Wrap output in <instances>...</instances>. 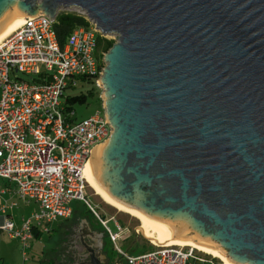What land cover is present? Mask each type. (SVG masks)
Here are the masks:
<instances>
[{"label":"water","instance_id":"water-1","mask_svg":"<svg viewBox=\"0 0 264 264\" xmlns=\"http://www.w3.org/2000/svg\"><path fill=\"white\" fill-rule=\"evenodd\" d=\"M70 6L115 40L94 181L173 238L264 264V0H0V32L14 15Z\"/></svg>","mask_w":264,"mask_h":264},{"label":"built area","instance_id":"built-area-1","mask_svg":"<svg viewBox=\"0 0 264 264\" xmlns=\"http://www.w3.org/2000/svg\"><path fill=\"white\" fill-rule=\"evenodd\" d=\"M59 12L82 16L88 23L73 29L63 46L54 29ZM99 36L113 37L103 34L84 10L70 6L60 8L54 17L43 13L24 16L23 23L0 42V178L15 185L18 197L36 205L16 225L6 212L16 203L2 204L0 233L17 239L23 253L34 228L47 233L53 222L71 216L72 200L89 208L117 254L126 250L119 241L130 235V229L112 217L116 228L112 231L86 197L87 160L91 149L108 137L110 125L102 107L78 120L65 94L84 78H93L100 89L105 61L96 50ZM18 72L28 78L16 75ZM4 190L0 186V193ZM151 245L149 250L123 256V262L212 263L190 246Z\"/></svg>","mask_w":264,"mask_h":264},{"label":"rangeland","instance_id":"rangeland-1","mask_svg":"<svg viewBox=\"0 0 264 264\" xmlns=\"http://www.w3.org/2000/svg\"><path fill=\"white\" fill-rule=\"evenodd\" d=\"M71 11L76 12L75 9H71ZM111 39H114V36ZM15 74L20 76L23 79L28 78V76L20 72L15 73ZM91 90H92V87L90 84L88 83L83 84V81L78 80L76 87L72 89H67L65 91V94L67 95H79L81 93L88 94L89 91ZM99 95H100V92H99ZM98 98L99 96L95 93L92 96L88 95L86 103L74 104L75 117L78 120H82L92 115L95 111L101 109L102 106L99 100L100 98L99 99ZM3 181L4 180L0 178V185L3 183ZM86 197L90 201V203L97 209L100 215L105 219L106 225L112 231H115L116 229L114 225V220L112 219V217H114L117 220H119L124 226L130 229V235L128 236L129 237L128 239L130 241H132V239L136 237L137 235L138 250L146 251L153 247V246L149 247V245H151L152 242L145 239V237L141 234V232H139V234L135 233V229H137V227H139L140 225L139 219L130 215L127 212L118 210L116 207L111 206L110 204L106 203L99 195L95 194L94 190L89 185L86 188ZM71 207H72L73 221H74V218L75 219L77 218V216L84 217L83 216L84 207H83L82 202L78 200H72ZM27 212H29V210ZM89 222L96 223L98 227L100 226L98 225L96 219L91 216H89ZM62 223H63V220H59V223L57 224L56 230L54 232L45 233L40 238L33 239L29 243V246L25 249L24 253L22 251L21 245L18 244L16 239H8L5 236L6 239H8L7 243L5 242L6 239L2 243L0 241V251L2 253L4 264H36V261L38 260L41 262H46L50 258L55 259L56 257H58V254L60 253V251L62 252L61 232L64 230V226L67 225V224H62ZM4 235H7V234H4ZM128 242L129 241L126 240L125 245L128 244ZM4 244L5 246H3ZM200 252L207 260L214 261L217 264H222V262L218 258L213 257L212 255L204 253L202 251Z\"/></svg>","mask_w":264,"mask_h":264},{"label":"flooded vegetation","instance_id":"flooded-vegetation-1","mask_svg":"<svg viewBox=\"0 0 264 264\" xmlns=\"http://www.w3.org/2000/svg\"><path fill=\"white\" fill-rule=\"evenodd\" d=\"M83 219L88 221V226L83 221L70 220L64 227L61 233L62 252L53 259L52 264H121L123 259L114 253L103 229L92 226L89 217L84 216ZM85 234L91 235L94 241Z\"/></svg>","mask_w":264,"mask_h":264},{"label":"bare ground","instance_id":"bare-ground-1","mask_svg":"<svg viewBox=\"0 0 264 264\" xmlns=\"http://www.w3.org/2000/svg\"><path fill=\"white\" fill-rule=\"evenodd\" d=\"M24 21V16L14 15L6 27L0 32V42L9 35L14 29L19 27ZM101 145V144H99ZM97 145V146H99ZM85 179L88 185L94 190L96 195H99L106 203L110 204L111 206L116 207L118 210L124 211L129 213L130 215L136 217L140 221L139 230L141 233L149 238L151 242L156 244H177L183 246H190L194 249L202 251L204 253L210 254L213 257L218 258L222 264H234L230 262L227 256L214 244H205L201 243L200 241L196 240L192 236H188L187 238H173L175 237L170 231L152 219L150 216L146 215L145 213L128 207L123 203L117 201L112 196H110L107 192H105L93 179L88 164L85 168L84 173ZM157 242H156V241ZM165 240H169V242H164Z\"/></svg>","mask_w":264,"mask_h":264},{"label":"trees","instance_id":"trees-1","mask_svg":"<svg viewBox=\"0 0 264 264\" xmlns=\"http://www.w3.org/2000/svg\"><path fill=\"white\" fill-rule=\"evenodd\" d=\"M87 25H88V23H87L86 19L82 16L76 15V14L71 13V12H59L56 16V22L54 24V29H55L59 44L61 46H63L65 44L66 37L69 35V33L73 29H75L79 26H87ZM113 43H114L113 39H107V38L99 36V37H97V48H96V50L99 51V53H101V55L103 56V54L108 51V49L113 45ZM83 80H84L83 84L84 83L90 84L92 87V90L89 91L88 94L81 93L79 95H69L68 96V101L70 104L69 107L72 109H74V104H76V103H79V104L86 103L88 95L92 96L96 93L99 96L100 89L95 85L94 79L93 78H84ZM99 100L101 102V99H99ZM82 204L84 207L83 208V216H85V217L91 216L94 218V216L91 213V211L89 210V208L83 202H82ZM33 236L35 239H38L41 236L40 231L37 230V228L33 229ZM106 238L109 241V243L111 244L107 235H106ZM126 245H125V247H128L127 251L129 253L136 254V253L142 252V250H138L137 241H135L134 239H132V241L129 240L128 244H126ZM149 247H152V245H149ZM114 253L117 255V252L115 250H114ZM214 260H216V259H214ZM121 264H124V262H122ZM207 264H217V263L212 261V263H207Z\"/></svg>","mask_w":264,"mask_h":264},{"label":"crops","instance_id":"crops-1","mask_svg":"<svg viewBox=\"0 0 264 264\" xmlns=\"http://www.w3.org/2000/svg\"><path fill=\"white\" fill-rule=\"evenodd\" d=\"M4 180V179H3ZM1 186V188H3V189H5L4 190V192H2V193H0V207H1V205L2 204H5V203H7V204H9V203H11V202H14V203H16V205L15 206H13V207H9L8 209H7V214L11 217V219L14 221V223L16 224V225H19L20 223H21V221H22V218L23 217H26V216H28L29 215V213L31 212V210H32V208L34 207L35 208V203H33V202H26V201H24V200H22L20 197H18V195L16 194V192H15V185L13 184V183H11V182H7L6 180H4L3 181V183L0 185ZM29 210V212H27ZM1 214V213H0ZM95 218V217H94ZM68 219V220H67ZM96 219V218H95ZM59 220H63V223L62 224H68L69 223V221L70 220H73V217H72V214H71V216L70 217H68V218H60V219H58L57 221H55V222H53L52 224H51V229H50V231L49 232H47V233H50V232H54L55 230H56V226H57V224L59 223ZM74 220H76V222H78L77 221V218L75 219L74 218ZM86 220V219H85ZM96 221H97V223H98V225H100L99 227L100 228H102L103 229V227H102V225L99 223V221L96 219ZM87 223H88V221H87ZM92 226H96V227H98L97 226V224L96 223H90ZM66 226V225H65ZM64 226V227H65ZM38 230V229H37ZM61 230V229H60ZM64 231V230H63ZM62 231V232H63ZM103 231H104V229H103ZM61 232V231H60ZM61 232V233H62ZM104 233H105V231H104ZM4 234H7V233H5V232H1L0 233V241H1V243L2 242H4V240L6 239V237L8 238V239H15V238H11V237H9L8 235H4ZM43 234H45V233H41L40 232V235L42 236ZM106 234V233H105ZM6 236V237H5ZM40 236V237H41ZM39 237V238H40ZM129 237H126L124 240H121V246L124 248V249H127L128 247H125V242H126V240H128L129 241V239H128ZM8 239H6V243H7V240ZM33 239H35L34 238V236H33V238L30 240V242L33 240ZM135 240H136V238H134ZM16 241L18 242V244H20L19 243V241L16 239ZM112 244V243H111ZM3 246H5V244L3 245ZM113 246V245H112ZM127 246V245H126ZM114 249V248H113ZM0 253H1V251H0ZM53 262V259H48L46 262H41V261H36V264H51ZM0 263L1 264H4V262H3V257H2V253L0 254Z\"/></svg>","mask_w":264,"mask_h":264}]
</instances>
